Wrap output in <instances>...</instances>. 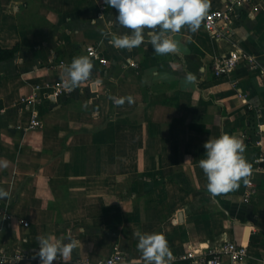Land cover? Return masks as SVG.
I'll use <instances>...</instances> for the list:
<instances>
[{
    "label": "crops",
    "instance_id": "crops-1",
    "mask_svg": "<svg viewBox=\"0 0 264 264\" xmlns=\"http://www.w3.org/2000/svg\"><path fill=\"white\" fill-rule=\"evenodd\" d=\"M225 1L209 0L208 10ZM259 1L258 11L240 10L231 37L215 40L203 20L197 32L176 36L179 52L160 56L151 45L111 47L104 34L128 30L113 27L117 13L104 0H0V48L19 47L0 61V159L8 161L0 188L11 196L0 200V264H39L37 237L45 234L81 242L53 264L98 263L117 246L122 264H144L138 236L150 233L165 236L172 264H185L177 257L191 248L228 240L248 246L245 264L264 263V160L254 164L264 156V78L246 67L216 78L211 67L236 48L264 65ZM100 42L110 64L92 63L93 83L49 95L45 84L66 79L60 66ZM25 96L36 101L27 107ZM34 113L42 128H28ZM224 133L242 140L252 170L235 191L213 197L198 161L205 141ZM249 180L255 193L244 201ZM17 253L29 258L12 263Z\"/></svg>",
    "mask_w": 264,
    "mask_h": 264
},
{
    "label": "clouds",
    "instance_id": "clouds-1",
    "mask_svg": "<svg viewBox=\"0 0 264 264\" xmlns=\"http://www.w3.org/2000/svg\"><path fill=\"white\" fill-rule=\"evenodd\" d=\"M104 3L116 10L113 27L118 25L128 30L104 34L112 48L131 50L151 45L153 52L160 56L179 52L180 42L176 36L185 27L192 33L197 32L210 6L209 0H104ZM60 67L66 77L64 87L72 92L89 78L93 64L87 55H81ZM185 80L192 83L195 76L188 74ZM111 99L117 106L125 103V98ZM126 99L129 104L134 102L131 96ZM203 148L206 155L198 161V167L207 178V191L211 196L226 195L235 191L241 180L246 182L252 169L244 156L246 149L242 140L224 133L207 139ZM7 167L8 161L0 159V169ZM5 198L11 199L10 193L0 188V200ZM37 241L39 264H53L58 256L67 262L81 243L71 235L56 238L51 234L40 235ZM137 249L144 264H172L173 256L162 234H140Z\"/></svg>",
    "mask_w": 264,
    "mask_h": 264
},
{
    "label": "built area",
    "instance_id": "built-area-1",
    "mask_svg": "<svg viewBox=\"0 0 264 264\" xmlns=\"http://www.w3.org/2000/svg\"><path fill=\"white\" fill-rule=\"evenodd\" d=\"M259 8V0H226L221 8L208 10L204 18V28L215 40L229 38L234 32L233 27L239 16L240 10L255 12L258 11ZM86 55L90 58L92 63L97 62L103 69L107 68L110 64V60L105 54L102 42L87 45ZM128 65L134 68L138 67V64L134 60H129ZM211 67L216 78L230 77L240 67H246L250 72L259 73L264 78V65L260 64L254 54L241 48H236L228 55L216 57ZM64 80L65 79H61L51 82L50 84H45L44 87L49 90V95L57 98L64 94H71L73 91L69 92L68 89L64 87ZM92 80L91 71L89 78L83 82L87 85H91L93 83ZM40 88V85L35 87L37 91ZM35 101L34 96H25L21 100L27 107L30 106V103H34ZM249 108L251 112L258 116L262 113V109L259 106L249 105ZM42 126L43 122L39 115L34 113L28 128L38 129L42 128ZM243 137H246V134H243ZM263 160L264 156L260 154L255 158L254 164L260 168ZM247 186L248 190L245 193L244 201H248L255 193V184L252 180L247 182ZM1 213L3 215V220L10 218V215L7 214L5 210ZM28 225V222H24V226ZM248 255L249 250L247 245L228 240L220 246L191 248L179 255L177 259L185 262V264H245ZM27 258L29 257L25 254L17 253L12 263H17ZM56 259L58 260L60 258L57 257ZM126 259L124 252L117 246L111 256L94 264H122Z\"/></svg>",
    "mask_w": 264,
    "mask_h": 264
},
{
    "label": "trees",
    "instance_id": "trees-1",
    "mask_svg": "<svg viewBox=\"0 0 264 264\" xmlns=\"http://www.w3.org/2000/svg\"><path fill=\"white\" fill-rule=\"evenodd\" d=\"M19 51V47L13 49H1L0 48V61L13 58Z\"/></svg>",
    "mask_w": 264,
    "mask_h": 264
}]
</instances>
